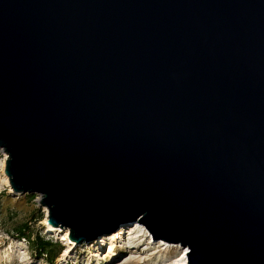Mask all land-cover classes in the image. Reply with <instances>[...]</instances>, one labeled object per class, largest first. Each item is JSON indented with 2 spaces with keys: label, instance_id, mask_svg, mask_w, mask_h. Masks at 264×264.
Listing matches in <instances>:
<instances>
[{
  "label": "water",
  "instance_id": "95a60500",
  "mask_svg": "<svg viewBox=\"0 0 264 264\" xmlns=\"http://www.w3.org/2000/svg\"><path fill=\"white\" fill-rule=\"evenodd\" d=\"M0 151L76 245L264 264V0H0Z\"/></svg>",
  "mask_w": 264,
  "mask_h": 264
},
{
  "label": "rangeland",
  "instance_id": "374dc122",
  "mask_svg": "<svg viewBox=\"0 0 264 264\" xmlns=\"http://www.w3.org/2000/svg\"><path fill=\"white\" fill-rule=\"evenodd\" d=\"M6 158L0 151V264H173L188 249L161 240L153 242L139 220L118 224L112 233L98 235L87 244L66 240V229L48 232V210L40 204L39 194H15L4 183ZM24 224L29 225L33 237L39 235L61 245L62 253L53 263L37 256L31 241L17 234Z\"/></svg>",
  "mask_w": 264,
  "mask_h": 264
},
{
  "label": "trees",
  "instance_id": "16d2710c",
  "mask_svg": "<svg viewBox=\"0 0 264 264\" xmlns=\"http://www.w3.org/2000/svg\"><path fill=\"white\" fill-rule=\"evenodd\" d=\"M17 234L22 238L31 241L32 249L39 257L45 258L49 263H53L56 258L62 253L63 248L58 243H53L50 240H45L44 237L33 235L30 232V227L27 224L22 225L17 229Z\"/></svg>",
  "mask_w": 264,
  "mask_h": 264
},
{
  "label": "bare ground",
  "instance_id": "6f19581e",
  "mask_svg": "<svg viewBox=\"0 0 264 264\" xmlns=\"http://www.w3.org/2000/svg\"><path fill=\"white\" fill-rule=\"evenodd\" d=\"M7 177V176H6ZM5 177V179H4V183L7 185V186H9L10 187V185H9V180L7 181V178ZM47 217H48V215H47ZM47 217H46V220H47ZM46 220H45V224H46V226H47V230H48V232H50V231H57L58 230V228L56 229V228H54V227H52V226H50V225H48L47 224V222H46ZM66 230H68V229H66ZM67 234H68V232L66 233V235H65V239L66 240H68V236H67ZM188 252H189V249H186L185 251H184V253L182 254V256H181V258L178 260V261H174V263L173 264H187L188 263V259H187V255H188Z\"/></svg>",
  "mask_w": 264,
  "mask_h": 264
}]
</instances>
